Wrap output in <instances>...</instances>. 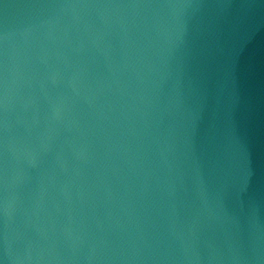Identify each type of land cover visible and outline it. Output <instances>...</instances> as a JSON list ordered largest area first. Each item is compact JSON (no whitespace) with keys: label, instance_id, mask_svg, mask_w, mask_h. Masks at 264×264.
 <instances>
[{"label":"water","instance_id":"water-1","mask_svg":"<svg viewBox=\"0 0 264 264\" xmlns=\"http://www.w3.org/2000/svg\"><path fill=\"white\" fill-rule=\"evenodd\" d=\"M0 264H264V0H0Z\"/></svg>","mask_w":264,"mask_h":264}]
</instances>
